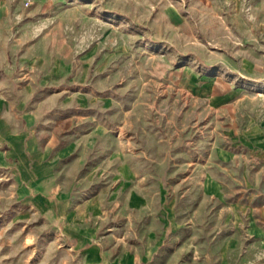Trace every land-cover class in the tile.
I'll return each mask as SVG.
<instances>
[{
  "label": "rangeland",
  "instance_id": "obj_1",
  "mask_svg": "<svg viewBox=\"0 0 264 264\" xmlns=\"http://www.w3.org/2000/svg\"><path fill=\"white\" fill-rule=\"evenodd\" d=\"M242 3L236 11L223 0H0V45L39 56L4 59L13 69L0 70V81L64 94L67 134L78 140L63 160L76 175L69 195L97 202L81 242L84 220L54 211L57 187L38 205L0 166V264H111L124 252L136 264L144 253V264H189L202 254L194 244L217 245L224 202L206 194L203 174H222L234 199L236 163L220 161L219 150L246 147L251 128L264 133V60L251 67L264 39L250 0ZM239 88L243 97L232 94ZM225 89L234 90L228 101L208 104ZM123 162L126 181L114 171ZM132 190L142 204L124 201Z\"/></svg>",
  "mask_w": 264,
  "mask_h": 264
},
{
  "label": "crops",
  "instance_id": "obj_2",
  "mask_svg": "<svg viewBox=\"0 0 264 264\" xmlns=\"http://www.w3.org/2000/svg\"><path fill=\"white\" fill-rule=\"evenodd\" d=\"M223 4L236 11L243 9L242 0H223ZM249 10L254 16L251 21L253 26L260 30V36L264 39V0H250ZM167 17L172 20L169 13ZM17 46L0 45V70L3 73L6 70L5 74L11 72L13 66L7 70L4 59L39 57L29 48L19 54L15 50ZM251 57L257 60L251 64L252 69L257 71L262 66L264 51L257 49L256 56ZM244 60L242 65L246 66L248 62ZM36 87L32 83H17L12 79L0 81V166L12 169L16 175L17 191L23 197L32 195V201L38 205L53 198L57 187V197L52 199L55 213L70 223L84 220L86 227L82 230L81 242L87 241L91 233L88 221L95 212L97 202L95 198L76 202L69 195L70 185L76 175L70 168L72 164L63 160L78 140H72L75 136L68 137L67 134V101L62 99L64 94L37 96L36 92L41 89L36 90ZM210 89L207 88V92ZM232 91L225 89L220 93L211 92L207 97L208 104L221 105L229 100ZM243 91L239 88L232 94L243 97ZM246 132V147L240 151L237 149L235 153L227 148L219 150L220 161L227 163L234 160L236 163L238 177L235 186H238V192L234 199L228 200L224 190L226 179L222 174H203L206 194L224 202L218 212L219 241L213 247L209 243L199 246L194 244L193 251L200 249L202 254H197L199 258L189 264H264V133L254 128ZM114 171L118 174L117 179L126 181L132 170L123 162ZM85 177H81L80 181H84ZM132 197L134 200H131ZM124 201L128 206H136L142 204L143 196L132 190ZM89 251L92 255L98 254L96 246L90 247ZM140 259L138 263L144 264L148 254H140ZM136 260L135 255L124 252L111 264H136Z\"/></svg>",
  "mask_w": 264,
  "mask_h": 264
}]
</instances>
